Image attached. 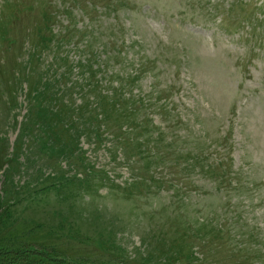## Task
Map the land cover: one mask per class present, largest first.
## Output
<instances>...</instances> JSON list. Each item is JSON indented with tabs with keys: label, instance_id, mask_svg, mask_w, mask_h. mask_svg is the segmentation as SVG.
<instances>
[{
	"label": "rangeland",
	"instance_id": "rangeland-1",
	"mask_svg": "<svg viewBox=\"0 0 264 264\" xmlns=\"http://www.w3.org/2000/svg\"><path fill=\"white\" fill-rule=\"evenodd\" d=\"M0 244L264 264V0H0Z\"/></svg>",
	"mask_w": 264,
	"mask_h": 264
},
{
	"label": "trees",
	"instance_id": "trees-1",
	"mask_svg": "<svg viewBox=\"0 0 264 264\" xmlns=\"http://www.w3.org/2000/svg\"><path fill=\"white\" fill-rule=\"evenodd\" d=\"M33 117H34L35 122L37 123L39 120V117H37L35 115H33ZM38 126L41 129L40 125H38ZM45 126L48 128V125H43L42 128ZM7 249H13V251L4 249L0 244V262H1V264H22L21 262H23V264H24V262L26 260H28V258H29L28 256L30 255V253L36 251L34 249H31V248L21 249V248H15L12 246H9ZM19 253H21V256ZM141 259L150 260L148 256L143 257ZM159 259L161 260V258H159ZM33 261H38V260L33 259ZM158 261L159 260H157L156 257L153 256V258L151 259V261L149 263L158 264ZM32 264H34V263L32 262ZM50 264H74V263L62 259L61 263L56 262V263H50Z\"/></svg>",
	"mask_w": 264,
	"mask_h": 264
}]
</instances>
